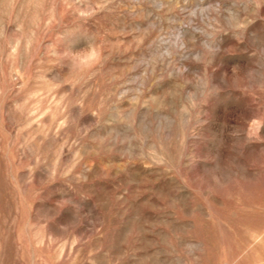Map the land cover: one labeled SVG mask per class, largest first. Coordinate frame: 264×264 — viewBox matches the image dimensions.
<instances>
[{"label": "rangeland", "instance_id": "1", "mask_svg": "<svg viewBox=\"0 0 264 264\" xmlns=\"http://www.w3.org/2000/svg\"><path fill=\"white\" fill-rule=\"evenodd\" d=\"M0 264H264V0H0Z\"/></svg>", "mask_w": 264, "mask_h": 264}]
</instances>
